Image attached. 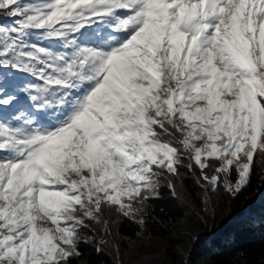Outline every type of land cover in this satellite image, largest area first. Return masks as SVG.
Segmentation results:
<instances>
[{
	"label": "snow or ice",
	"instance_id": "1",
	"mask_svg": "<svg viewBox=\"0 0 264 264\" xmlns=\"http://www.w3.org/2000/svg\"><path fill=\"white\" fill-rule=\"evenodd\" d=\"M0 16V264H73L89 223L143 229L185 165L205 204L250 187L264 0H0Z\"/></svg>",
	"mask_w": 264,
	"mask_h": 264
},
{
	"label": "trees",
	"instance_id": "2",
	"mask_svg": "<svg viewBox=\"0 0 264 264\" xmlns=\"http://www.w3.org/2000/svg\"><path fill=\"white\" fill-rule=\"evenodd\" d=\"M0 23L10 21L0 17ZM180 172L183 190L178 186V197H173L162 183L160 198L150 201L146 209L143 229L127 219L112 224L109 237L101 235L99 226L88 228L86 239L79 242L82 256L73 264H264V214L258 222L239 219L246 209L257 211L253 199L260 194L264 197V162L255 163L250 187L237 198L221 186L209 195L208 204L196 183L199 172H188L186 165ZM184 213L195 215L205 231L188 258L176 249L172 237L174 225ZM101 240L107 243L99 245L98 253Z\"/></svg>",
	"mask_w": 264,
	"mask_h": 264
},
{
	"label": "rangeland",
	"instance_id": "3",
	"mask_svg": "<svg viewBox=\"0 0 264 264\" xmlns=\"http://www.w3.org/2000/svg\"><path fill=\"white\" fill-rule=\"evenodd\" d=\"M2 17V16H0ZM211 174V173H209ZM253 201L257 202L258 210L255 212L246 209L239 219L249 220L251 222H258L263 218L264 214V197L259 195ZM93 225L89 223V226L82 230L80 235V240H84L86 230L92 228ZM174 231L172 237L176 241V249L184 255V257H189L190 251L195 246L196 242L200 238H204V228L200 224L198 218L191 213H184L183 216L175 223Z\"/></svg>",
	"mask_w": 264,
	"mask_h": 264
}]
</instances>
